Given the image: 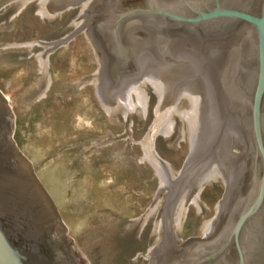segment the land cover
<instances>
[{
	"label": "water",
	"instance_id": "1",
	"mask_svg": "<svg viewBox=\"0 0 264 264\" xmlns=\"http://www.w3.org/2000/svg\"><path fill=\"white\" fill-rule=\"evenodd\" d=\"M80 1L40 0L34 15L62 17ZM98 1L82 0L69 20L72 33L55 42L0 43V49L52 46L30 56L40 73L46 71V89L35 102L49 89L50 54L68 48L81 34L93 45L99 65L94 80H83L81 90L95 86L103 113L116 111L126 121L145 119V88L157 94L141 142L143 157L137 158L140 167L149 162L158 178L141 214L140 262L264 264V0L256 9H244L242 0H212V5L208 0H150L127 13L116 0L90 10ZM91 11L103 19L97 25ZM173 119H180L175 148L185 139L180 175L153 144L171 136ZM218 179L225 195L200 227L204 231L207 222H214V235L176 240L187 205L204 216L203 187H213ZM65 232L15 144L14 118L0 92V264H59L49 242L65 238ZM70 247L79 264H89Z\"/></svg>",
	"mask_w": 264,
	"mask_h": 264
},
{
	"label": "rangeland",
	"instance_id": "2",
	"mask_svg": "<svg viewBox=\"0 0 264 264\" xmlns=\"http://www.w3.org/2000/svg\"><path fill=\"white\" fill-rule=\"evenodd\" d=\"M23 0H0V43L55 42L72 33L69 27L79 6L62 11V17L34 15L40 0H30L13 16ZM8 20V21H7ZM52 46L0 49V92L14 118L15 144L32 165L35 176L52 200L63 222L65 238L89 264H148L140 262L143 216L158 178L143 157L142 139L157 94L145 88V119L116 111L103 113L95 86L81 90L83 80H94L98 62L93 45L83 35L50 54L49 89L46 71L40 73L32 53ZM46 69V62H42ZM170 137L153 142L180 175L185 139L179 148L180 119ZM225 191L220 179L204 185L199 202L204 216L187 205L185 222H179L176 240L182 243L206 237L201 223L212 218ZM207 236L214 235V222ZM206 224V226H207ZM136 256V262H132Z\"/></svg>",
	"mask_w": 264,
	"mask_h": 264
},
{
	"label": "flooded vegetation",
	"instance_id": "3",
	"mask_svg": "<svg viewBox=\"0 0 264 264\" xmlns=\"http://www.w3.org/2000/svg\"><path fill=\"white\" fill-rule=\"evenodd\" d=\"M81 1L74 6L81 4ZM165 1L173 2L175 0H165ZM104 2L105 0H99L98 2H94L90 10L95 9V7L97 6L100 7L101 5L105 4ZM149 2L150 0H116V3L127 6L125 13L129 12L133 8L144 7ZM242 2L244 3V9H247L249 5H252L256 9L258 5L261 3V0H242ZM207 4L212 5V0H208ZM96 11L94 12V14L92 13V11L90 12L93 15L92 18L93 19L95 18L94 25H97V22L103 20L102 18H100L101 17L100 14L99 15L96 14L97 13ZM49 248H51L57 255V262L59 264H79L78 261L75 260L73 257V252L70 247V242H68L64 237L62 236L58 238L54 237L53 239H51V241L49 242Z\"/></svg>",
	"mask_w": 264,
	"mask_h": 264
},
{
	"label": "bare ground",
	"instance_id": "4",
	"mask_svg": "<svg viewBox=\"0 0 264 264\" xmlns=\"http://www.w3.org/2000/svg\"><path fill=\"white\" fill-rule=\"evenodd\" d=\"M213 225H209V223L207 224V226L205 227V235L207 236L209 234V232L211 231Z\"/></svg>",
	"mask_w": 264,
	"mask_h": 264
}]
</instances>
